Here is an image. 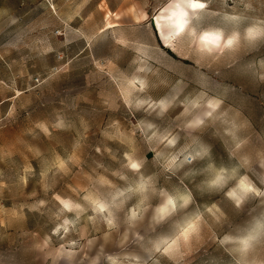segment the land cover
<instances>
[{"label":"rangeland","instance_id":"rangeland-1","mask_svg":"<svg viewBox=\"0 0 264 264\" xmlns=\"http://www.w3.org/2000/svg\"><path fill=\"white\" fill-rule=\"evenodd\" d=\"M195 2L0 0V264H264V0Z\"/></svg>","mask_w":264,"mask_h":264},{"label":"clouds","instance_id":"clouds-1","mask_svg":"<svg viewBox=\"0 0 264 264\" xmlns=\"http://www.w3.org/2000/svg\"><path fill=\"white\" fill-rule=\"evenodd\" d=\"M178 24H179V22H178ZM250 32L258 33L257 38L264 36V28H259V27L248 28L247 32H246L247 37L249 36ZM233 36L236 37V34H233ZM210 41H211L210 43H212V44L215 43L214 38H210ZM133 164H135V163H133ZM229 178L230 177L227 175V170L224 169L223 167H221L220 169H218L216 171L215 175L212 177V179L208 183L210 186L218 187V186H222L224 183H226ZM249 188L250 187L246 184V179L241 178L238 181L236 189L230 191L228 193V195L230 197H233V196L236 197L237 203H239L240 201H242L244 199V195L247 194L248 192H250V191H248ZM137 190L143 192L145 190V185L143 183L140 184L139 188ZM238 192H239V194H238ZM122 194L123 193H121V195ZM180 199H183L184 203H187L186 197H181ZM108 207H109L108 205L100 203L97 205L96 210L103 212V211H106L108 209ZM175 208H176V204L174 202V199L171 196H169L167 201H166V204L163 207L158 209V212L161 214L159 218L163 219L164 215H167L170 211H174ZM262 223H264V221L258 222V226ZM230 239H231V237H229V236H225V238H224L225 241H228ZM246 240H247V238L241 239L239 241V243L244 245V241H246Z\"/></svg>","mask_w":264,"mask_h":264},{"label":"snow or ice","instance_id":"snow-or-ice-1","mask_svg":"<svg viewBox=\"0 0 264 264\" xmlns=\"http://www.w3.org/2000/svg\"><path fill=\"white\" fill-rule=\"evenodd\" d=\"M185 4L187 8L192 9L193 11L197 10V9H203L205 7V5L203 3L200 2H195V0H180V3H176L173 5L174 11L172 12L173 16H178L179 17V24L178 27L179 29L182 31L184 28V24L186 23V21L184 20V17H186L188 15V13L186 11L183 10V8L181 7V4ZM258 33L255 32H250L248 38L249 39H256L257 38ZM210 38H214L215 39V43L217 46L219 45V41L221 39V35L219 33L216 34H210V33H205L203 36L200 37V39L202 41H204L205 43H210ZM236 37H232L230 39H228L226 41V46L231 47L235 41ZM131 167L133 169H136L138 167V165L136 164H132ZM248 191H251V189L249 188ZM65 207H68V205L66 204ZM261 227H264V224L260 225ZM254 237H249L246 241H244V247L247 248L249 245V240L253 239Z\"/></svg>","mask_w":264,"mask_h":264},{"label":"bare ground","instance_id":"bare-ground-1","mask_svg":"<svg viewBox=\"0 0 264 264\" xmlns=\"http://www.w3.org/2000/svg\"><path fill=\"white\" fill-rule=\"evenodd\" d=\"M184 20H185V18H184ZM178 22H180L178 16H173V17L171 18V23H172V25H173V30H174L175 33L181 31V30L179 29V27H178ZM185 24H186V23H185ZM185 24H184V27H185ZM183 29H184V28H183Z\"/></svg>","mask_w":264,"mask_h":264}]
</instances>
